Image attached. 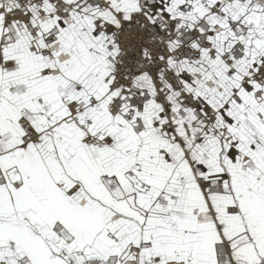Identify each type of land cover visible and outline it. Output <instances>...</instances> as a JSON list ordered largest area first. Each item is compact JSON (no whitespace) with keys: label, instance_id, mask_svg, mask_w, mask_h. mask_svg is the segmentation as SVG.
Listing matches in <instances>:
<instances>
[{"label":"snow or ice","instance_id":"obj_1","mask_svg":"<svg viewBox=\"0 0 264 264\" xmlns=\"http://www.w3.org/2000/svg\"><path fill=\"white\" fill-rule=\"evenodd\" d=\"M0 264H264V0H0Z\"/></svg>","mask_w":264,"mask_h":264}]
</instances>
